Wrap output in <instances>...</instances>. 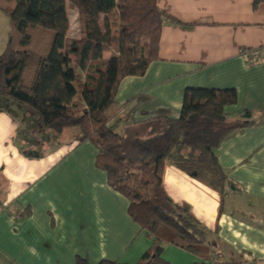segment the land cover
Wrapping results in <instances>:
<instances>
[{"label": "crops", "instance_id": "0c3cea01", "mask_svg": "<svg viewBox=\"0 0 264 264\" xmlns=\"http://www.w3.org/2000/svg\"><path fill=\"white\" fill-rule=\"evenodd\" d=\"M253 1L156 0L177 22L163 23L146 72L117 88L111 112L121 131L150 117L177 118L191 87L234 89L225 117L229 125L248 121L214 149L228 179L223 193L163 164L164 193L203 228L213 257L165 243L161 257L170 264H264V0ZM96 154L77 128L45 129L0 96V264L139 261L152 236L128 215L129 201L109 186Z\"/></svg>", "mask_w": 264, "mask_h": 264}, {"label": "trees", "instance_id": "16d2710c", "mask_svg": "<svg viewBox=\"0 0 264 264\" xmlns=\"http://www.w3.org/2000/svg\"><path fill=\"white\" fill-rule=\"evenodd\" d=\"M67 3L76 9L77 38L68 36ZM0 10L10 24L0 54V96L36 115L43 128L75 127L95 146V166L127 198L131 219L152 236L135 264H170L161 257L165 243L212 260L203 228L164 193L162 168L170 163L223 193L228 179L214 149L248 123L229 125L225 117L224 107L237 100L235 90L186 88L177 118L150 117L122 131L114 129L120 118L111 112L120 81L146 72L158 57L163 23L177 20L156 0H0ZM106 49L113 54L105 58ZM75 264L88 263L77 257ZM97 264L121 263L102 259Z\"/></svg>", "mask_w": 264, "mask_h": 264}, {"label": "rangeland", "instance_id": "374dc122", "mask_svg": "<svg viewBox=\"0 0 264 264\" xmlns=\"http://www.w3.org/2000/svg\"><path fill=\"white\" fill-rule=\"evenodd\" d=\"M67 14H68V20H69L68 36L72 37V38H77L79 36V26L77 23V13H76V9L72 5H70L69 3H67ZM9 31H10L9 19L0 10V54L3 52V50L5 48V44L7 41ZM103 53L107 57V56H110L111 54H113V51L111 49H106ZM120 127L121 126L118 123L114 129L116 131H121ZM73 129H75V127H69V130H73ZM263 206H264V204H263ZM261 220L264 221L263 216H262Z\"/></svg>", "mask_w": 264, "mask_h": 264}]
</instances>
